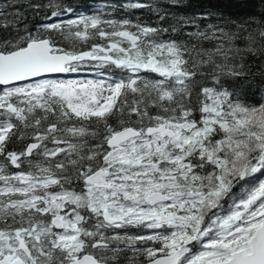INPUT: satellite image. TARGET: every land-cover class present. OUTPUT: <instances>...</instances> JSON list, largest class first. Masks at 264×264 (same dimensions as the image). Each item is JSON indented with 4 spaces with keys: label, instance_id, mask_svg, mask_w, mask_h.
<instances>
[{
    "label": "snow or ice",
    "instance_id": "1",
    "mask_svg": "<svg viewBox=\"0 0 264 264\" xmlns=\"http://www.w3.org/2000/svg\"><path fill=\"white\" fill-rule=\"evenodd\" d=\"M7 7L0 264H264V100L246 97L264 82V7L123 5L152 26L46 0L27 5L47 9L33 30Z\"/></svg>",
    "mask_w": 264,
    "mask_h": 264
},
{
    "label": "trees",
    "instance_id": "2",
    "mask_svg": "<svg viewBox=\"0 0 264 264\" xmlns=\"http://www.w3.org/2000/svg\"><path fill=\"white\" fill-rule=\"evenodd\" d=\"M0 2L12 5L15 4L21 13L19 17L14 15V9L7 7L5 9L7 13V19L11 22L17 23V27L23 28L25 25L30 30L43 21V17L47 13V9H41L38 13L28 8L29 3H46V0H0ZM65 4L74 8L77 14L93 15L103 13V19H116L122 20L124 18L132 20L134 23L139 22L141 24H149L156 26L155 22L159 19L157 15L153 13L151 8H124V4L129 3H141L150 4L153 7L159 6L161 8L168 9L171 13L178 14H197L212 10L216 13L222 14L226 18L233 20H243L252 15H259L262 5L259 0H184L183 6L176 7L169 3V0H64ZM114 4L117 7L115 10L111 7L100 8V5ZM23 5V7H20ZM68 19L69 17H62ZM74 18V17H73ZM168 21L164 22V26H167ZM15 35L14 30L10 27L7 31L0 29V39L11 38ZM99 42V41H97ZM254 63L252 72L255 73L260 68V60L251 58ZM81 74V73H80ZM84 74L92 75L91 72H85ZM264 83L259 77L255 78L251 85L246 89V97L249 103L257 104L261 100H264V92L260 91L261 84ZM239 191V189H235ZM143 259V258H141Z\"/></svg>",
    "mask_w": 264,
    "mask_h": 264
},
{
    "label": "rangeland",
    "instance_id": "3",
    "mask_svg": "<svg viewBox=\"0 0 264 264\" xmlns=\"http://www.w3.org/2000/svg\"><path fill=\"white\" fill-rule=\"evenodd\" d=\"M77 76L73 77V78H76Z\"/></svg>",
    "mask_w": 264,
    "mask_h": 264
}]
</instances>
